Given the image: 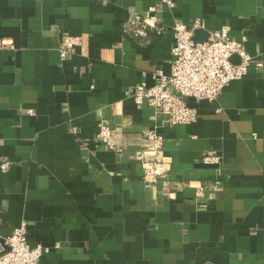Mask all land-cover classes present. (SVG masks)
<instances>
[{"label": "crops", "instance_id": "1", "mask_svg": "<svg viewBox=\"0 0 264 264\" xmlns=\"http://www.w3.org/2000/svg\"><path fill=\"white\" fill-rule=\"evenodd\" d=\"M173 2L0 0L15 45H0V237L26 222L51 249L40 264H264V0ZM151 6L166 28L139 44L123 24ZM176 21L228 26L252 58L217 101L188 100L190 124L131 97L170 74ZM67 36L81 43L63 59ZM149 131L164 137L153 177Z\"/></svg>", "mask_w": 264, "mask_h": 264}, {"label": "built area", "instance_id": "2", "mask_svg": "<svg viewBox=\"0 0 264 264\" xmlns=\"http://www.w3.org/2000/svg\"><path fill=\"white\" fill-rule=\"evenodd\" d=\"M170 8L173 0H161ZM156 6H151L143 15L128 19L123 24V33L139 44L149 39L150 34L159 36L165 30ZM199 21L192 26L176 21L172 26L175 42L172 47L170 74L161 70L156 72L158 81L153 86L139 83L131 97L137 106L145 104L153 107L158 116L167 117L173 124H190L198 119V111L189 105L188 100L217 101L223 89L231 82L240 80L248 72L252 58L246 50L245 38L235 40L230 35V28L223 26L211 31L206 41L196 42L195 31ZM81 43L76 37L67 36L62 41L61 57L66 59L75 45ZM0 45L15 49L11 39H0ZM233 55H238L240 63L232 62ZM116 129L104 123L100 125L97 140L110 148L116 147ZM164 137L156 131L145 135V142L138 152V158L155 176L163 163ZM119 150V149H117ZM11 162L2 163V170L10 168ZM49 247L32 246L28 239L27 224L23 222L8 237H0V264H40L42 256L50 252Z\"/></svg>", "mask_w": 264, "mask_h": 264}, {"label": "water", "instance_id": "3", "mask_svg": "<svg viewBox=\"0 0 264 264\" xmlns=\"http://www.w3.org/2000/svg\"><path fill=\"white\" fill-rule=\"evenodd\" d=\"M209 37V32L203 29H197L195 31V35H194V40L196 42H203L206 41ZM232 62L238 64L240 63V58L238 57V55H233L231 58Z\"/></svg>", "mask_w": 264, "mask_h": 264}]
</instances>
